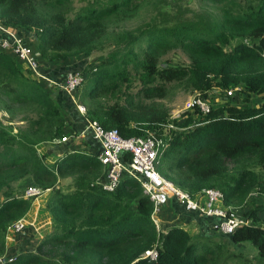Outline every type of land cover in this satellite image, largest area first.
Segmentation results:
<instances>
[{"label": "trees", "instance_id": "1", "mask_svg": "<svg viewBox=\"0 0 264 264\" xmlns=\"http://www.w3.org/2000/svg\"><path fill=\"white\" fill-rule=\"evenodd\" d=\"M72 1L0 0V23L33 33L41 65L88 59L74 92L84 117L123 138H159L154 167L161 177L192 198L205 188L219 190L220 205L246 224L230 234L191 233L181 224L159 233L134 178L123 176L105 191L96 183L104 172L93 153L65 150L45 162L35 147L68 131L66 113L46 81L0 49V110L8 125L0 121V257L6 256L7 228L30 208L32 198L22 197L28 184L50 191L44 208L51 221L33 251L4 264H264V202L248 204L252 194L264 197V0H215L216 18L168 19L167 11L157 10L134 32H113L111 26L135 14L136 0H78L85 2L70 14ZM108 38L113 40L103 44ZM107 46L97 62L89 61L94 50ZM172 50L184 54L187 64L160 61ZM179 81L202 93L207 113L169 118L159 101L167 84ZM234 85L258 95L260 103H228L235 93L225 90ZM213 87L225 89L212 104L203 93ZM167 123L174 128L165 129ZM62 178H70L69 191L59 188ZM165 206L171 212L170 200L160 206L162 214ZM222 237L248 242L256 260L227 249ZM151 248L155 259L141 258Z\"/></svg>", "mask_w": 264, "mask_h": 264}, {"label": "built area", "instance_id": "2", "mask_svg": "<svg viewBox=\"0 0 264 264\" xmlns=\"http://www.w3.org/2000/svg\"><path fill=\"white\" fill-rule=\"evenodd\" d=\"M0 49L12 53L37 80L48 81L38 62L37 54L25 33L17 32L0 23ZM82 80L83 75L80 68L70 69L62 74L60 86L66 93L72 94L80 86ZM232 93V88L225 90L227 96ZM76 108L83 114L82 105L76 104ZM193 110H197L201 114L209 111L207 100L197 90L187 95L181 109L172 111L169 118L174 119L182 112ZM164 127L165 129L174 128L171 123H167ZM86 128L91 131L92 137L99 143L96 158L102 165L104 174L96 183L102 190L112 191L121 177L134 178L151 204L150 219L156 231L159 230L157 227L160 222L158 218L159 208L168 200L180 203L188 212L215 219L216 229L223 234H230L235 228L246 224L245 219L236 216L232 211H227L220 205L222 195L219 190L205 188L198 196L192 198L161 177L154 167L155 155L161 145V140L155 138L151 133L123 138L116 130H104L96 121L88 119H86ZM65 140L66 136H61L54 138L52 142L60 143ZM125 155L127 156L126 159L124 158ZM41 193L42 190L39 187L28 185L24 188L22 197L34 199ZM24 226V220L20 218L12 223L7 231L20 232ZM155 257L156 250L154 248L147 249L141 254V258H147L150 261H153ZM13 258L14 256L0 257V264L10 262Z\"/></svg>", "mask_w": 264, "mask_h": 264}, {"label": "rangeland", "instance_id": "3", "mask_svg": "<svg viewBox=\"0 0 264 264\" xmlns=\"http://www.w3.org/2000/svg\"><path fill=\"white\" fill-rule=\"evenodd\" d=\"M84 2L73 0L72 9H71L70 14H72L73 10H75L77 7L82 5ZM234 2L237 4H243L245 0H234ZM135 3L138 4L135 14L126 19L116 20V22L113 23L111 26L113 32H116L122 29L131 30L134 32L138 28L142 27L144 24L149 23L151 19L154 16H156L157 10L167 11L169 13L168 19H174L175 16H178L180 18L182 17L195 18L197 15L199 16L202 15L203 17L213 16L216 18L219 15V3H217V1L215 0H136ZM177 11H179V14H176ZM25 35H26V38L31 43V46H33L35 42L33 33L30 31V32H26ZM112 40L113 38H108L104 41L103 44L107 45ZM108 49L109 47L107 46L103 50H97V49L94 50L90 55L89 61H93V63L97 62L99 59L98 57H102ZM164 59H167L174 63H181V64H187L188 62L184 54H182L178 50H172V51L165 53L161 57L160 61ZM81 86L82 84H80V86L75 91L78 92ZM45 87L51 93H53L52 88L50 87L48 83L46 84ZM240 87L241 86H238V85L229 87L233 89L235 94L231 95V97L228 98L229 100H226L228 103H235V104H240V105L246 103L248 105H253V106L258 105L260 103V97L258 95H253V94L247 95L246 93H244L243 89ZM224 89L225 88L213 87L212 89L210 88L207 91H204L203 94L209 100V102L213 104V102H215V98L217 100H220L221 97H223L222 91ZM194 91L195 90H192L190 87H188L187 83L184 81L170 82L169 84H167V91H166L165 96L162 99H160L159 102L162 103L165 108H167L168 114L170 115L172 111L180 110L185 97ZM72 94L73 96L71 97L73 98L75 102V98H74L75 94L74 93ZM182 114L183 113H180L179 116L176 117V119L181 120ZM6 115L7 114H5L4 112L0 110V121H1V124L4 126H8L6 121L4 120L5 118H7ZM19 115L21 114L17 113V116ZM10 126L16 127L20 125L18 122H12ZM70 182H71L70 178H62L58 181V186L63 191H69L71 189ZM251 197L253 198L248 203L251 206L258 202H264V197L261 195L252 194ZM172 205L184 213L183 209L180 207H177L178 205L176 203H172ZM168 207L169 206L164 207L165 211L163 213L165 214V216L169 215L170 218H174L175 213H173L172 209L170 212ZM174 212H177V210L174 209ZM235 215L239 217L237 213H235ZM199 217H202V216H199ZM158 218L160 222L158 223L157 227L159 228V230L157 231L159 233L165 230L168 227V224L175 222L173 220L172 221L168 220V218L166 219L162 215V209H160ZM195 229H198V228L195 227ZM197 232H198L197 230L191 231V233H197ZM13 233L17 234V232H13ZM6 238H8V234H6ZM222 240L225 242V237H222ZM225 243H226L227 249L233 250L235 252H240L242 255L246 256L251 261L256 260V257H257L256 250L248 242L234 243L231 241H226ZM229 264H234V262H230Z\"/></svg>", "mask_w": 264, "mask_h": 264}, {"label": "crops", "instance_id": "4", "mask_svg": "<svg viewBox=\"0 0 264 264\" xmlns=\"http://www.w3.org/2000/svg\"><path fill=\"white\" fill-rule=\"evenodd\" d=\"M88 59L83 58L66 64L62 63H44L41 65L47 82L53 84L52 96L54 100L63 108L66 113L65 127L68 129L62 136H66V140L60 143L44 142L35 147L38 154H45V162L51 163L56 156H59L65 150H77L85 153H93L96 155L99 143L92 137L91 131L86 128V118L76 109L71 94L66 93L60 86L62 74L65 71L74 68L82 69L86 65ZM27 180V179H26ZM29 185V184H28ZM48 190H43L36 198L32 199L30 208L22 217L25 226L20 232H7L6 239L7 249L6 256H14L22 251H33L36 242L43 234L51 230L50 217L45 211L44 203L48 195ZM43 195V196H42ZM172 203H176L183 209L184 213L174 207ZM170 207L175 213L174 218L162 214L166 219L172 222L169 225L181 224L186 230L198 231L200 234H212L217 231L213 218L199 217L193 212L184 210L180 203L170 201ZM177 212H174V209ZM197 227L198 229H195ZM197 232V233H198Z\"/></svg>", "mask_w": 264, "mask_h": 264}]
</instances>
